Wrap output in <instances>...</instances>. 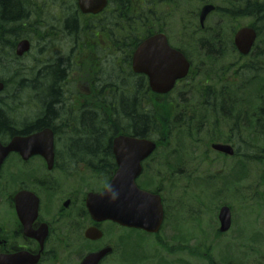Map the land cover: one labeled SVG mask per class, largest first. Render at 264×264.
<instances>
[{
    "label": "flooded vegetation",
    "instance_id": "af4514ba",
    "mask_svg": "<svg viewBox=\"0 0 264 264\" xmlns=\"http://www.w3.org/2000/svg\"><path fill=\"white\" fill-rule=\"evenodd\" d=\"M150 1L177 2L179 0ZM75 3L78 5L77 0H75ZM87 17L91 16L87 15ZM31 22L32 32L35 33L37 29L34 27L37 20L34 15ZM13 30V28L8 27L5 29L7 34ZM204 46H201V48H204ZM176 48L180 49L182 47ZM204 54L210 60L209 51H205ZM104 57L105 54L97 55L99 63L97 64L98 68H96L90 63V59L93 58L91 51L84 52L76 45L72 53L70 76L66 82V87H69L70 90L61 92V101L58 102L60 106L59 114L49 118L51 124L43 127H35L40 112L26 116L24 123L30 129L25 133V137L46 130L52 131L54 157L51 163L49 156L35 154L24 160L18 154H14L3 165L0 172V262L4 263L6 258L23 255L26 257V264H82L89 254L105 248H112V254L105 257L100 264H112L114 255L120 257V264H130V262L132 264H151L152 258L144 254L133 257L134 261L129 260L128 252L131 251L129 244L137 245V248L141 250L139 244L143 240H150L155 243L154 248L159 246L162 250H165L169 241L175 243L174 240L178 239L177 234H175L176 231H171V227L170 233L165 235L167 239H162L163 233L166 231V225L169 221L171 223L173 221L175 224L173 226H175L177 232L182 233L181 238L185 247L182 245L181 253L161 252L160 254L166 259L165 264H223L217 254L215 257L213 256V248L207 246V244H219L233 233L235 227H237V209L233 205L229 206L227 204L230 208L232 221L230 229L223 232L221 231L220 215L225 204L192 207L183 204L172 205L173 199L168 204L163 194L165 192L164 187L155 180L159 175L161 178L165 177L164 171L171 168L174 170V176L178 175L181 181L187 180L190 182V173L187 171V168L190 169V160L186 158V146L177 145L181 149H170L172 144V147H175V144H179V141H163L161 144L157 141L154 154L142 162V174L137 181L140 189L159 195L162 199L164 220L158 234H150L140 229L121 226L109 220L96 222L92 218L88 208L90 194L103 193L118 171L114 155V139L100 140L93 145H87L85 140L82 139V134L88 133L86 130L89 128L91 120L94 121V126L92 124V127H95L94 129L103 130L105 124H108L111 118V94L109 91H103L102 88L109 86L105 81L107 80L106 76L110 77L109 72L104 68ZM187 58L190 61V57ZM126 66L132 68V61L131 66L130 64ZM190 71L191 75L178 81L172 93L161 96V98L169 97L176 92L181 101L191 95H196L197 98H201L203 95L208 96L209 94H204L201 91L194 92L189 87L195 81L207 79L208 75H214L208 73L209 69L206 68L205 63L197 66H193L191 63ZM100 72L104 76H97L98 82L96 83L95 75H99ZM195 76L196 78L193 79ZM186 88H189L188 91H181ZM64 94L70 96V98L66 99ZM41 96L46 101L47 98L52 96V92H44ZM225 96H228V94L226 93ZM156 97L160 96L156 95ZM68 99L69 101H67ZM124 100H134L135 112L140 114L142 107L140 91L136 93V99L125 97ZM125 104L121 103V118L123 120L121 127H123L120 135L137 138L128 135L129 119L126 116L127 107ZM202 112L204 113L205 110H198L201 115ZM177 114L179 118L182 115L181 113ZM204 119L205 117H201L200 121H204ZM10 120L14 121L16 119L11 115ZM222 127L223 124L218 125L217 128ZM202 128L207 129L206 123L202 125ZM225 129L229 131V128L225 127ZM61 137H65V143ZM39 143L47 142L39 141ZM213 144L207 142L203 146L202 154L209 161L210 154H216L223 159H233L237 156L248 159V156L238 155L236 135H229V138L223 142V144H228L235 149L236 154L233 157L216 152L213 149ZM163 149H165L166 155L167 153L169 155L165 163L157 158V154ZM31 152L33 151H29V153ZM45 153L49 155L48 150ZM19 167L22 169L21 173H18ZM237 175L238 173L233 171L231 186L230 189L225 190L226 194H229L230 190H237ZM235 176L236 179L233 180ZM161 181H164V178ZM18 207L22 217L19 215ZM35 207H37V210ZM204 214L208 216L205 220L207 225L201 220ZM112 228H116L120 232L118 246L115 244L117 241L111 242L110 230ZM92 229L102 234L100 239L92 238L93 233L90 232ZM197 234H200V239H197ZM191 236L194 237L191 239ZM232 239L234 242H240L238 232ZM192 240L199 244L198 252L191 251L188 244ZM121 246H124L122 253ZM225 261L231 260L225 259Z\"/></svg>",
    "mask_w": 264,
    "mask_h": 264
},
{
    "label": "trees",
    "instance_id": "16d2710c",
    "mask_svg": "<svg viewBox=\"0 0 264 264\" xmlns=\"http://www.w3.org/2000/svg\"><path fill=\"white\" fill-rule=\"evenodd\" d=\"M229 5V10L222 11V17L235 22L241 18H251V26L257 30L259 38L249 57L239 56L237 58L238 61L235 63L238 67L235 73L237 84L230 83L228 78H232L231 75L228 78L221 76L215 87H209V89L204 87L200 90L204 94H209L198 98V102L194 106L205 110L201 115V117H205L204 121L201 120L197 125L192 126L191 118L186 113H183L180 118L179 116L175 118L169 116L164 110V103L154 100L156 96L151 92L147 78L135 76L127 66L124 73L122 71L117 75L118 81L111 77L110 86L102 87L100 85L104 89L103 91H109L111 94V118L103 130L94 129L95 127H92L94 121L91 120L90 129L86 130L88 133L82 134L85 143L93 145L100 140H113L114 137L120 135L123 127H121L123 123L121 103H126V116L129 119L128 135L158 141L171 140L175 134L180 135L178 138L184 136L192 138L195 131L198 133L204 131L202 125L206 123V132L209 134V138L215 142L226 140L225 137H221V133L224 135L225 132L218 131L219 128H217L220 119L224 118L230 124L232 123L229 133L237 137L238 155L248 156V159L252 158L253 161H259L264 166V157L261 159L257 155L260 153L257 152L254 154L255 156L248 155L240 153L239 149L244 144L243 146L255 150V147L247 139L252 142L262 141L264 143V0H230ZM40 6H36L33 0H0V22L2 25L0 30V80L6 83V90L0 98L2 102L0 103V141L3 143L10 137L25 135L30 129L24 123L28 112L24 109L27 105L18 100L17 96L20 92L24 91V95L30 90L32 91L31 96H33L34 105L31 107L36 109L33 114L40 112L35 127L48 126L51 124L49 118L59 114L60 95L61 92L65 91L66 82L70 76L72 50L68 55L59 59L49 58L48 61H44L43 68H45L38 74L27 73V69L21 64L22 61L15 54V48L19 41L34 39V34H31L33 31L31 20L33 15L37 21L43 19L44 10ZM160 6H164V4L159 5L150 0H110L109 15L105 18L96 19L90 29L104 30L105 33L109 34L105 37V41L107 44L109 38L110 46L106 47L105 50L110 55H119L125 58L126 60L122 61L121 64V66H125L130 64L132 54L142 40L156 31L164 32L166 30L164 25H161L162 16L157 12ZM66 10L67 18L63 27L66 30L74 29L73 31H77L80 23L75 12L76 7H70ZM38 25L39 23H36L34 27H38L35 35L40 33V26ZM7 27L14 30L7 34L5 31ZM237 27L240 26H235L232 31H235ZM66 30L64 32L67 34ZM214 31L217 34H215L213 42L230 46L228 48L232 47V49L226 48L225 50H231L236 54L233 48V36L226 38L220 29L215 28ZM211 35L213 36V34ZM67 36H70V40L71 37H75L74 34H67ZM185 39L186 42H191L190 37ZM209 41L199 39L197 43L203 44ZM94 45L92 49L95 52L103 47L96 42ZM39 46L37 44L35 48L40 52ZM223 49H218L219 53L224 54L225 50ZM35 62L40 63L38 58L35 59ZM97 63L95 58V67ZM35 66L40 67V65ZM30 75H35V77L31 79ZM15 85L17 88L10 91L9 88ZM227 85L229 87H226ZM61 87L64 89L61 90ZM47 91H51L52 96L45 101L41 94ZM138 91H140L142 100L140 114L135 112L134 100H124L125 97L136 99ZM226 93L228 96H225ZM45 110L46 113L44 114ZM11 115L16 120H10ZM253 144L257 145L254 142ZM262 151L264 152V150ZM245 175L246 172L243 169L239 170V176L244 177ZM261 252H264V247Z\"/></svg>",
    "mask_w": 264,
    "mask_h": 264
},
{
    "label": "rangeland",
    "instance_id": "374dc122",
    "mask_svg": "<svg viewBox=\"0 0 264 264\" xmlns=\"http://www.w3.org/2000/svg\"><path fill=\"white\" fill-rule=\"evenodd\" d=\"M41 2H43V4L46 3L43 16L44 25L46 23L48 28L55 29H50L48 31L49 34H41V36L40 33L38 35H35V33L31 31V34H34L33 38L35 41V46L33 47L32 51L22 59L21 62V64L27 69V73L30 74H38L39 72H42V70L45 68H43V62L48 61L49 58H54L53 60H56L61 56L64 57L65 55H68L73 45L70 37L63 36L61 33V29L64 28L63 25L67 18L66 9H70V7H72L70 1L65 2L57 0H33V3L38 7L40 6ZM205 2H209L216 7L221 8L222 11H227L230 8V0H179L177 2H174L172 5L159 7L158 13L162 16L161 25H164V23H166V26L168 28L167 34L170 37V43L175 46L184 45L186 47V50L189 51L190 55L194 59L195 64L201 65V63H205L206 68L209 69V74H212L218 78L221 76L228 77L237 71L238 67L235 63L238 61V59L232 51L225 50L229 46L219 45L213 42V40H215L213 38L215 37V34H217V32L214 30L215 28L220 29L222 34L226 38H228L233 36L234 33L232 30L235 28V26L251 25L252 20L251 18H241V20L235 22L229 20L228 18L222 17V12L219 14L214 13L208 18L206 22V32L201 33L197 30L199 26L198 13L199 9H201ZM184 27L188 29V31L185 33H183ZM73 34L74 36H77L76 32ZM211 34H213V36ZM97 35L98 34H96V36ZM186 37H190L191 42H186ZM80 38H82V36H80ZM199 39H202L203 41H210L208 43L199 45V43H197ZM51 40L53 41L52 46L54 47L52 49L53 51H56V55L49 53L51 51ZM37 44L40 45V52L35 48ZM201 46H204V48H201ZM222 48H224L223 50H225L224 54L219 53V51H217L216 53L214 52L215 50ZM205 51H209V54L211 55L210 60L207 59V56H205ZM37 58L39 59L40 63L35 62V59ZM92 62L93 59L91 58L90 63ZM34 64L40 65V67L37 68ZM121 64L122 57H120L119 55L113 56L111 54V57L104 61V68L109 72L110 79L111 77H113L115 81H118L117 75L122 72L120 69ZM233 64L235 65L233 66ZM96 68H98V66ZM97 76L103 77L104 74L100 72L99 75H95L96 83L98 82ZM214 76L208 75V81L211 82L210 79L214 78ZM29 77L33 79L35 75H30ZM106 78L107 80L105 81V83L110 85V79L107 76ZM232 82H235L237 84V77L235 79H231L230 83ZM201 85V81H195L189 88H192L195 92L201 88ZM226 87L229 86L227 85ZM16 88L17 85L10 87L9 90L13 91ZM189 88L183 89L181 91H188ZM62 89H64V87H61V90ZM69 90L70 88L65 86V91L63 92H67ZM23 92H20V94L17 96L18 100L22 104L27 105V107H24V109L28 112L26 116L34 115L33 112L36 111V109L31 107L32 105H34L33 96H31L32 91L30 90L24 95ZM64 97L66 99L70 98V96L66 94H64ZM197 99L198 98L196 95H191L189 98L187 97L184 99V101H181L177 95V92L166 98H154V100H159L164 103V110L172 118H175V116L178 115L177 113H186L191 118L192 126L199 123L201 119V114L198 113L199 109L194 107L198 102ZM67 101H69V99ZM220 120L221 121L218 125L223 124V127L219 128L218 131L222 130L225 132L224 134H227L228 129H224L225 119ZM206 131L207 129L202 133H198L195 131L192 134V138H186L185 136L178 138L180 135L175 134L173 141H179V144L176 143L175 147H172V144L170 147L171 150H179L181 148L177 147V145L186 146V158L190 160V169L187 168V171H189L190 173V182H188L187 180L181 181L178 178V175L174 176V170L171 168H168L167 171H164V181H161L163 178H161L160 175L155 180H157V183L161 184L164 187L165 192H163V194L165 199L168 201V204H170L169 201L173 199L174 201L171 203L172 205L183 204L190 205L192 207L222 204H228L229 206L233 205L237 209V227H235L233 233L228 235V237L221 243L212 245L207 244V246L213 248V256L215 257L217 254L218 257L221 258L223 264H260L261 256L255 253V251H260L261 245L264 244V166L259 161H253L252 158L243 159L239 156L233 159H223L219 158L216 154H210L209 161L204 157V154H202V151L204 150L203 146L207 142L215 143L219 140L215 142L212 141ZM222 135L223 133H221V137L227 138L226 136ZM61 138H63V142L65 143V137ZM247 140L252 146L255 147V150H252L254 148L249 149L243 146L244 144H242V146H240L239 148L240 153L254 155L258 152L260 154L257 155L262 159L264 157V152L262 151L264 150V143L262 141H253L254 143H257V145H255L249 139ZM165 152V149H163L157 154V158H159L162 163H165L167 161V156L169 157L168 153L166 155ZM173 165L177 166L176 164ZM241 169L246 172V175L244 177L239 176V170ZM21 170L22 169L19 167L18 173H21ZM233 171L238 173L237 180L238 178L243 179V182L240 186L241 191L240 193L236 194L235 189L230 190L229 194L223 196L221 195V193L224 192L222 188L226 183L225 179L227 176H230L229 178H231ZM235 179L236 176L233 180ZM229 180V184L231 185L232 180L228 179L227 181ZM243 210L244 212H242ZM206 218H208V216L204 214V216L201 217V220L205 223ZM173 225H175L173 221L172 223L171 221L168 222V224L166 225V231L163 233L162 239H167L165 235L170 233L171 227V231H176L175 234H177L178 236V239L174 240L175 243L169 241L165 247V250H162L159 246L154 248L155 243L150 240H143L139 244L141 250L137 248V245L129 244L131 247V251L128 252V258H130L129 260L134 261L133 257L144 254L149 255L152 258L151 264H165L166 259L162 254H160L161 252L170 251L181 253L182 245L185 247V244L183 243L181 238L182 233L177 232L175 226ZM237 232L238 235L240 234L241 238L239 239V241L242 242L233 241L232 237L236 236ZM110 235L112 238L111 242L117 241L115 242V244L116 246H118L120 232L117 231L116 228H112L110 230ZM196 236L197 239H200V234H197ZM193 237L194 236H191V239ZM250 240H252L253 242H250ZM188 245L191 247V251L198 252L197 248L199 247V244L196 243L195 240L190 241ZM121 247L122 253L124 246ZM250 248H252V251ZM112 259V264H120V257L118 255H114ZM225 259H230L231 261L224 262ZM130 264L132 263L130 262Z\"/></svg>",
    "mask_w": 264,
    "mask_h": 264
},
{
    "label": "water",
    "instance_id": "95a60500",
    "mask_svg": "<svg viewBox=\"0 0 264 264\" xmlns=\"http://www.w3.org/2000/svg\"><path fill=\"white\" fill-rule=\"evenodd\" d=\"M108 5L107 0H79L83 13L98 14ZM215 10L208 5L203 8L200 23L204 26L207 17ZM1 28V25H0ZM258 38L257 31L252 27L239 29L234 36V45L243 56H248ZM31 42L21 41L16 49L18 57L30 52ZM132 68L135 74L145 75L150 89L157 94L170 93L178 80L185 78L190 70V63L178 50L169 45L165 34L158 33L145 39L133 55ZM5 90L4 82L0 81V93ZM46 141L47 143H39ZM213 148L228 155H234V150L228 145L214 144ZM156 149V143L126 136L114 140V155L118 171L108 188L101 194H90L88 208L96 222L112 221L121 226L144 230L148 233H158L163 220L164 210L160 196L145 192L138 188L137 178L142 172V162ZM49 151V155L45 151ZM29 151H33L29 153ZM127 151V153H125ZM12 153L19 154L24 160L30 155L54 157V136L51 130H46L30 137H15L8 144L0 143V171L5 160ZM37 210V207H35ZM34 209V210H35ZM19 215L22 217L18 207ZM221 231L226 232L231 226L230 209L224 207L220 215ZM93 239H100L101 233L90 230ZM112 252L103 249L89 254L82 264H100ZM25 256L19 255L4 259L0 264H26Z\"/></svg>",
    "mask_w": 264,
    "mask_h": 264
}]
</instances>
